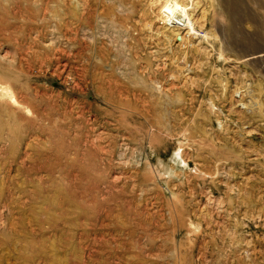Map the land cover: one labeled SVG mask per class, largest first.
<instances>
[{
  "label": "rangeland",
  "instance_id": "374dc122",
  "mask_svg": "<svg viewBox=\"0 0 264 264\" xmlns=\"http://www.w3.org/2000/svg\"><path fill=\"white\" fill-rule=\"evenodd\" d=\"M171 1L0 0V264H264V0Z\"/></svg>",
  "mask_w": 264,
  "mask_h": 264
},
{
  "label": "bare ground",
  "instance_id": "6f19581e",
  "mask_svg": "<svg viewBox=\"0 0 264 264\" xmlns=\"http://www.w3.org/2000/svg\"><path fill=\"white\" fill-rule=\"evenodd\" d=\"M198 2V0H196ZM185 3V0H172L169 4H170V13L166 16V22L167 24L165 25V29H167V33L168 31H172L174 32L175 30H177V27H183L185 24H187V22H190V19L188 21V17L186 15V10L188 8H186L187 6H183V4ZM196 3V2H195ZM194 4V3H193ZM199 4V3H198ZM185 5V4H184ZM187 5V4H186ZM197 5V4H196ZM189 7V6H188ZM189 11V10H187ZM191 17V16H190ZM163 19V18H162ZM165 22V21H164ZM163 22V23H164ZM188 25V24H187ZM189 27V26H188ZM187 27V28H188ZM164 29V28H163ZM162 29V30H163ZM164 31V30H163ZM166 33V34H167ZM176 35L178 33H175ZM4 89V88H3ZM245 107V106H244Z\"/></svg>",
  "mask_w": 264,
  "mask_h": 264
}]
</instances>
